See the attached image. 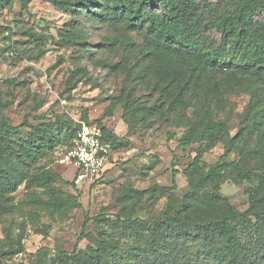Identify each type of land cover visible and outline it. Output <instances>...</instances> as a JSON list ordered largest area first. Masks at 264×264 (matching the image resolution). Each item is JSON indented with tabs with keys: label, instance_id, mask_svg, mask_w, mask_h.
I'll list each match as a JSON object with an SVG mask.
<instances>
[{
	"label": "rangeland",
	"instance_id": "374dc122",
	"mask_svg": "<svg viewBox=\"0 0 264 264\" xmlns=\"http://www.w3.org/2000/svg\"><path fill=\"white\" fill-rule=\"evenodd\" d=\"M211 1L221 11L234 6L231 0ZM29 9L24 10L22 0H0V100L8 103L0 107V121L48 123L60 126V132L64 123L88 121L116 134L121 145L99 180L89 177L74 186L63 183L74 181V176L73 168L63 165L60 158L75 141L59 133L48 155L30 168L29 178L0 196V253L21 249L0 255V264H83L79 255L96 249L99 240L122 249L123 264H158L150 252L152 238L156 239L153 224L165 219L169 206V193L162 187L172 186L173 169H178L179 188L171 198L172 208L177 209L189 191L185 171L197 155L201 132L196 131L186 144L181 138L198 120L202 105L190 104L177 113L170 110L141 51V34L124 22L98 18L93 5L89 10L78 6L68 12L49 1L29 0ZM256 21L264 22V12ZM203 36L220 40L214 29L205 30ZM109 62L117 63L118 69L107 67ZM114 98H120V104L109 108ZM250 101L247 93L230 95L223 109L215 110V119L227 121L230 138L236 139L232 143L222 136L212 147L205 145L199 164L206 171L225 156L228 164L218 194L238 212L248 209L249 187L258 184L256 176L242 180L240 166L244 154L257 143V133L264 129V125L255 129L249 124L239 134ZM28 131L24 127L12 136L17 148L28 138ZM253 162L258 164L257 159ZM42 174L52 176L50 184L37 183L35 177ZM153 186L154 195L145 192L130 202L125 200L127 189ZM55 197L61 199L60 207L49 204ZM223 207L218 205L217 211ZM86 217L91 220L79 240ZM125 217L145 223L128 224ZM196 234L177 241V248L170 246L165 253L177 249L178 254L189 252L194 260H204L203 254L197 257L203 240L195 238Z\"/></svg>",
	"mask_w": 264,
	"mask_h": 264
},
{
	"label": "trees",
	"instance_id": "16d2710c",
	"mask_svg": "<svg viewBox=\"0 0 264 264\" xmlns=\"http://www.w3.org/2000/svg\"><path fill=\"white\" fill-rule=\"evenodd\" d=\"M45 1L68 12L78 6L89 10L93 5L98 9L94 11L98 18L124 22L132 31L141 34V51L155 74L159 92L169 103L170 110L177 113L190 104L202 105L198 120L191 123L188 132L181 138L182 144H186L196 131L201 132L197 155L185 171L189 191L177 209L172 208L171 198L174 196L173 190L179 188L178 169H173L172 186L162 187L164 192L169 193V206L165 219L153 224L157 227L153 235L156 239L152 238L153 248L150 252L158 264H264V129L257 133V143L244 154L240 166L242 180L251 181L252 176L258 179L257 185L249 187L246 211H236L218 194L225 176L224 167L228 164L225 156L222 162L210 169H199L205 145L212 147L222 136L232 143L236 139V136L230 138L227 121L215 119V110L223 109L228 96L242 93L251 96L245 116L247 121L239 134H243L249 124L255 129L264 125V22L256 21L258 15L264 12V0H231L234 6L227 11H221L218 3L211 0H200V3L197 0ZM22 7L29 11V0H22ZM160 7L165 9L159 11ZM210 29L220 34L218 42L203 39L204 31ZM69 42L73 44V39L70 38ZM106 66L117 70L119 65L109 62ZM120 101V98H114L109 108L120 104ZM6 105L8 103L0 100V107ZM64 122L60 121V124ZM82 122L75 125L64 123L60 132V126L48 123L33 125L25 120L22 124L12 125L0 121V196L14 191L22 180L29 178L30 168L48 155V150L57 143L59 133L65 132L75 141ZM99 126L105 138L112 143L111 159L121 145V138L103 125ZM24 127L30 128L28 138L17 148L12 136ZM254 159L258 160V164L253 162ZM9 164L11 167L7 166ZM194 173L196 177H193ZM43 174L35 177L37 183L50 184L52 176ZM63 183L81 185L75 181ZM155 190V186L146 190L129 188L125 191V200L130 202L137 194L145 192L154 195ZM74 198L77 200L76 196ZM48 202L55 207L62 205L57 197ZM126 204L128 207L129 203ZM220 204L224 207L223 211L218 212ZM0 209H3L1 203ZM194 215L197 218H192ZM90 220V217H86L79 240L84 237ZM125 223L143 225L145 222L140 218L125 217ZM194 231L197 233L195 238L203 240L202 252L197 251V257L203 254L204 260H194L189 252L178 254L177 249L165 253L170 246L177 248L176 242L187 240ZM159 238L163 240L159 241ZM20 250L8 253H19ZM79 259L83 264H123L125 255L122 249L110 242L99 240L96 249L89 254L79 255Z\"/></svg>",
	"mask_w": 264,
	"mask_h": 264
},
{
	"label": "built area",
	"instance_id": "2783aa9c",
	"mask_svg": "<svg viewBox=\"0 0 264 264\" xmlns=\"http://www.w3.org/2000/svg\"><path fill=\"white\" fill-rule=\"evenodd\" d=\"M112 149V143L98 124L83 121L75 144L63 153L60 162L72 167L75 183L82 184L89 177L95 180L104 174Z\"/></svg>",
	"mask_w": 264,
	"mask_h": 264
}]
</instances>
